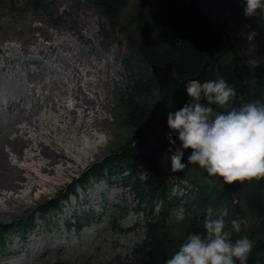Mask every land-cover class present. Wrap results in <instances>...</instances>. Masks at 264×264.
Here are the masks:
<instances>
[{
	"label": "rangeland",
	"instance_id": "1",
	"mask_svg": "<svg viewBox=\"0 0 264 264\" xmlns=\"http://www.w3.org/2000/svg\"><path fill=\"white\" fill-rule=\"evenodd\" d=\"M166 1L163 17L165 24L172 26L177 5ZM198 1L225 27L249 74L264 78V10L246 17L244 0ZM46 3L47 12L21 11L0 20V225L12 224L19 217L26 219L37 205L54 199L73 179L77 181L95 161L128 142L132 131L124 125L118 107L124 86L121 60L126 55L125 33L132 34V29L124 33L111 26L89 0ZM131 5L120 21L125 28L132 23ZM181 23L192 34L200 30L194 16L184 17ZM206 44L201 41L180 61L194 67L195 57ZM165 50L159 48L162 54L170 53ZM77 85L94 102V109L82 103ZM25 141L27 146H23ZM143 146L151 148V143ZM53 152L67 160L54 163V173H40ZM15 168L26 169L22 174L27 188L12 189V183H19ZM205 178L223 184L217 178ZM77 194L64 204L51 231L43 230L35 213L25 245L20 246L15 236L7 249L0 250V264H115L116 257L124 258L143 239L142 228L114 233L99 219L79 233H67L64 221L80 211L91 209L100 218L104 204L134 205L132 196L118 184L103 182L85 192L79 189ZM260 206L264 208V196ZM116 213L122 229L143 224L135 212L116 209ZM9 252L15 254L8 258Z\"/></svg>",
	"mask_w": 264,
	"mask_h": 264
},
{
	"label": "trees",
	"instance_id": "2",
	"mask_svg": "<svg viewBox=\"0 0 264 264\" xmlns=\"http://www.w3.org/2000/svg\"><path fill=\"white\" fill-rule=\"evenodd\" d=\"M45 1L0 0V20L6 16L14 17L21 11L47 12L48 3L45 4ZM173 1L178 12L172 26H168L165 24L167 19L163 17L167 11L166 0H89L103 17L110 20L111 26H118L116 28L124 33L130 29L133 32L129 35L125 33L128 36L126 55L121 60L124 86L118 106L119 116L124 125L132 130L131 135L128 142L88 168L78 182L68 184L54 199L37 205L26 219L19 217L18 222L0 225L1 247L12 235L22 236L34 227V213H38L44 229H51L63 212V202L77 187L86 189L92 181L117 178L115 182L133 197L132 210L143 214L144 238L133 246L126 257H116L115 264H165L189 234L204 233V220L209 215V208L215 218L223 214L225 230L231 232L232 242L244 237L253 242L247 264H264V208L260 206L261 196H264V179L236 182V186L210 183L205 178L206 172L187 162L190 150L185 152L183 162L186 167L183 170L173 171L170 167V145L166 140L169 132L167 113L179 109L188 101L180 82L195 77L206 57L222 43V36L207 25L187 0ZM130 3L132 23L125 28L120 21ZM190 16L199 22L200 30L196 34L181 23L184 17ZM144 22L148 24V31L144 29ZM201 41L207 44L195 57V66L188 68L180 58L186 53L191 54L192 48ZM159 48H165L170 53L162 54ZM165 63L172 65L176 81L168 87H161L152 76L150 65ZM219 78L234 88L236 98L233 106L239 107L251 101L264 103L263 76H251L234 48L208 69L202 82ZM146 142L151 143V148L143 146ZM151 155L155 158L153 161ZM118 208L106 205L111 212L107 215L110 218L109 229L122 233L138 228L135 225L127 230L121 229L117 224ZM89 216L93 213L82 211L68 220L80 226L79 223ZM69 221H65L67 227L72 225ZM233 221L239 222L238 232L232 227Z\"/></svg>",
	"mask_w": 264,
	"mask_h": 264
},
{
	"label": "clouds",
	"instance_id": "3",
	"mask_svg": "<svg viewBox=\"0 0 264 264\" xmlns=\"http://www.w3.org/2000/svg\"><path fill=\"white\" fill-rule=\"evenodd\" d=\"M244 2L246 17L264 10L262 0ZM184 89L188 101L167 113L171 169L183 170L190 150L187 162L225 185L264 179V103L233 106L236 92L223 78L189 80ZM208 213L204 233L189 234L165 264H247L253 242L247 237L232 242L223 214L215 218L211 208ZM232 227L238 232L239 222Z\"/></svg>",
	"mask_w": 264,
	"mask_h": 264
},
{
	"label": "water",
	"instance_id": "4",
	"mask_svg": "<svg viewBox=\"0 0 264 264\" xmlns=\"http://www.w3.org/2000/svg\"><path fill=\"white\" fill-rule=\"evenodd\" d=\"M189 5L206 21V23L216 30L217 32L223 35V43L222 45L215 51L209 54V56L204 60L202 66L200 67L198 74L194 78H189L180 82L182 88H184L189 80H199L202 81L205 73L207 72L208 68L216 62L217 59L226 55L230 48V38L225 30L220 26L219 23L214 21L213 18L203 9V7L199 4L197 0H188ZM145 28L147 26L145 24ZM151 71L153 76L155 77L156 81L159 85L163 87L169 86L171 83L175 82V78L173 76L172 65L170 63H166L163 66H151ZM203 103H207V101H202ZM215 107V106H213Z\"/></svg>",
	"mask_w": 264,
	"mask_h": 264
},
{
	"label": "bare ground",
	"instance_id": "5",
	"mask_svg": "<svg viewBox=\"0 0 264 264\" xmlns=\"http://www.w3.org/2000/svg\"><path fill=\"white\" fill-rule=\"evenodd\" d=\"M76 88H77L78 92H82V103L86 106V108H89L91 110L94 109V102L87 97L85 92L82 91V87L77 85ZM88 128L89 127H86V129L84 130L86 133H88L87 132ZM27 143L28 142L25 141V143H23V146H27ZM51 157L52 158L48 161V163H46L44 166H42L40 168V173H44V174L45 173H48V174L54 173V169H53L54 163L61 162L64 164V160H67V158L65 156H63V154L57 153V152H53ZM23 171H26V169L21 171V168H19V169L15 168L14 175H15V177L19 183H16V184L12 183L11 187L13 190H17L20 188H27L28 183L26 184V187L24 186L25 185L24 182H26V178L22 174ZM28 189L33 191L32 189H34V187L29 186ZM18 201H20V199H18Z\"/></svg>",
	"mask_w": 264,
	"mask_h": 264
}]
</instances>
